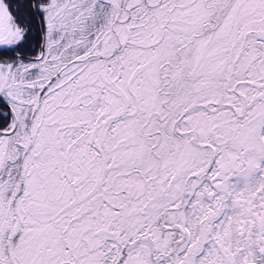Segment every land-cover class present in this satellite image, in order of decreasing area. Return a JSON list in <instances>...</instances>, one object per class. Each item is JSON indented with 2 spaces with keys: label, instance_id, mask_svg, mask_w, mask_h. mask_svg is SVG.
<instances>
[{
  "label": "snow or ice",
  "instance_id": "snow-or-ice-1",
  "mask_svg": "<svg viewBox=\"0 0 264 264\" xmlns=\"http://www.w3.org/2000/svg\"><path fill=\"white\" fill-rule=\"evenodd\" d=\"M0 264H264V0H0Z\"/></svg>",
  "mask_w": 264,
  "mask_h": 264
}]
</instances>
